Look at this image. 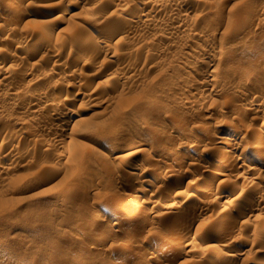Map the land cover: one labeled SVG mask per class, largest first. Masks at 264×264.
Returning a JSON list of instances; mask_svg holds the SVG:
<instances>
[{"label": "rangeland", "instance_id": "1", "mask_svg": "<svg viewBox=\"0 0 264 264\" xmlns=\"http://www.w3.org/2000/svg\"><path fill=\"white\" fill-rule=\"evenodd\" d=\"M263 110L264 0H0V264H264Z\"/></svg>", "mask_w": 264, "mask_h": 264}, {"label": "bare ground", "instance_id": "2", "mask_svg": "<svg viewBox=\"0 0 264 264\" xmlns=\"http://www.w3.org/2000/svg\"><path fill=\"white\" fill-rule=\"evenodd\" d=\"M68 2H69V1H68ZM69 3H70V2H69ZM67 4H68V3H67ZM70 4H71V3H70ZM68 8H69V7H68ZM65 13H66V12H65ZM7 15H8V14H7ZM7 15H6V16H7ZM9 16H10V15H9ZM4 17H5V16H4ZM13 17H14V16H13ZM7 18H8V16H7ZM16 18H17V17L15 16V18H13V19H16ZM131 18H132V17H131ZM11 19H12V18H11ZM13 19H12V20H13ZM17 19H20V18H17ZM17 19L14 20V21L17 22V21H18ZM9 20H10V19H9ZM146 20H147V19H146ZM146 20H145V21H146ZM88 33H89V32H88ZM88 33H87V34H88ZM87 34H86V35H87ZM89 34L94 38V39L90 40L91 42H92L93 40H94V41H98V42H100V41H106V39H107V34H106V32H99V31L95 32V31H94V33L92 32V33H89ZM84 35H85V34H84ZM90 35H89V36H90ZM213 35H214V33L212 34V36H213ZM82 36H83V34H82ZM89 36H88V37H89ZM91 36H90V37H91ZM83 37H85L83 43H85V41L87 42V39H88L87 36H83ZM83 37H82V39H83ZM80 39H81V38H80ZM88 40H89V39H88ZM80 41H81V40H80ZM88 42H89V41H88ZM95 43H97V42H95ZM33 47H34V46H33ZM106 49H107V48H106ZM25 51H27V50H25ZM208 81H209V80H208ZM208 89H209L208 87H206V88H202L201 91H203V92H207V91H209ZM205 95H206V94H205ZM208 95H209V93H208ZM202 96H203V95H202ZM206 96H207V95H206ZM255 99H256V98H255ZM257 99H258V98H257ZM256 101H257V100H255V101H251V102H252V105H253V103H254V104H257ZM258 104H260V101H259ZM262 104H263V102H262ZM260 109H261V108H260ZM253 111H254V110H253ZM263 111H264V110H263ZM251 112H252V111H251ZM210 121H211V120H210ZM217 122H218V120H217ZM223 122H224V121H223ZM216 124H217V123H216ZM221 124H222V123H221ZM221 124H219V125H221ZM217 125H218V124H217ZM210 129H211V128H209V129H207V130H204L202 136H203V137H207V136H209V135L212 136V132H214V131H211L212 129H211V130H210ZM214 130H215V129H214ZM161 131H162V130H161ZM215 134H216V133H215ZM213 136H214V135H213ZM224 137H225V136H224ZM233 137H234V136H233ZM207 138H208V137H207ZM209 138H210V136H209ZM158 139H159V138L157 137V140H158ZM160 139H161V138H160ZM204 139H205V138H204ZM204 139H203V140H204ZM224 139H225V138H224ZM229 139H230V138H229ZM229 139H228V140H229ZM210 140H211V139H210ZM228 140H227V141H228ZM148 141L150 142L151 140H148ZM155 141H156V140H155ZM160 141H161V140H160ZM165 141H166V140H165ZM205 141H207V140H205ZM218 141L221 142V140H218ZM229 141H230V140H229ZM232 141H233V139H232ZM137 142L141 144V143L146 142V141H145L143 138H138ZM167 142H168V141H167ZM167 142H164V143H159V142L156 143V142H155L154 144H155L156 147H158V148L161 149L162 151H163V150L168 151V149L170 150V148H171V150H172L173 148H175L171 143H167ZM212 142H213V141H212ZM220 142H219V144H220ZM222 142H223V141H222ZM225 142H226V141H225ZM236 142H237V141H236ZM147 143H148V142H147ZM150 143H152V142H150ZM196 143H197V142H196ZM216 143H217V142H216ZM230 143H231V141H230ZM133 144L135 145V144H137V143H133ZM133 144H132V145H133ZM152 144H153V143H152ZM152 144H151V145H152ZM154 144H153V145H154ZM173 144H174V143H173ZM226 144H227V143H226ZM228 144H229V143H228ZM153 145H152V146H153ZM195 145H196V144H195ZM215 145H216V144H215ZM190 146H192V145H190ZM223 146H224V145H223ZM132 147H133V146H132ZM215 147H216V146H215ZM217 147H219V146H217ZM220 147H221V145H220ZM238 147H239V146H238ZM133 148H134V147H133ZM152 148H153V147H152ZM221 148H222V147H221ZM253 148H254V147H253ZM154 149H155V148H154ZM156 149H157V148H156ZM178 149H179V148H178ZM228 149H229V148H228ZM256 149H257V148H256ZM258 149H259V148H258ZM137 150H138V149H137ZM161 150H160V151H161ZM218 150H219V149H218ZM223 150H224V149H223ZM129 151H130V149H129ZM132 151H133V149H132ZM132 151H131V152H132ZM162 151H161V152H162ZM176 151H177V149H176ZM219 151H221V149H220ZM252 151H253V153H254V150H252ZM259 151H261V150H259ZM259 151H258V152H259ZM174 152H175V151H174ZM179 152H182V151L179 150ZM199 152H200V151H199ZM216 152H218V151L216 150ZM216 152H215V153H216ZM229 152H230V151H229ZM258 152H257V153H258ZM125 153H126V154H129V153H127V152H125ZM125 153H123V154H125ZM132 153H133V152H132ZM171 153H172V152H171ZM196 153H197V152H196ZM218 153H219V152H218ZM234 153H235V152H234ZM255 153H256V152H255ZM5 154H6V153H5ZM123 154H122V155H123ZM126 154H125V155H126ZM134 154H135V153H134ZM164 154H165V152H164ZM176 154H179L178 151L176 152ZM176 154H173V155L177 156ZM180 154H181V153H180ZM182 154H183V153H182ZM194 154H195V153H194ZM219 154H220V153H219ZM219 154H218V155H219ZM226 154H227V152H226ZM130 155H131V154H130ZM199 155H200V154H199ZM221 155H222V151H221L220 156H221ZM229 155H230V154H229ZM238 155H239V154H238ZM119 156H120V155H119ZM189 156H190V155H189ZM191 156H193V155H191ZM239 156H240V155H239ZM187 157H188V156H187ZM194 157H195V156H194ZM0 158H1V160H6V161L11 159V157H10L9 155H7V154H6V155H2V154H1ZM120 158H121V157H120ZM175 158H176V157H175ZM224 158H225V157H224ZM226 158H227V157H226ZM226 158H225V159H226ZM248 158H250V157H248ZM12 159H13V156H12ZM263 160H264V159H263ZM245 162H246V161H245ZM143 164H144V163H143ZM143 164H142V165H143ZM206 164H207V163H206ZM243 164H244V163H243ZM261 164H262V163H261ZM140 165H141V164H140ZM144 165H145V164H144ZM206 166H207V165H206ZM217 166H218V165H217ZM223 166H224V165H223ZM256 166H258V165H256ZM139 167H141V166H139ZM142 167H143V166H142ZM226 167H227V166H226ZM221 168H222V167H221ZM253 168H254V167H253ZM142 169H143V168H141V170H142ZM222 169H223V168H222ZM227 169H228V168H227ZM254 169H255V168H254ZM260 169H262V168H260ZM225 170H226V169H225ZM163 171H164V170H163ZM161 172H162V171H161ZM217 172H218V171H217ZM223 172H224V171H223ZM225 172H226V171H225ZM162 173H164V172H162ZM162 173H160V172H159V173H156V174L154 175V177L152 178V180H153L154 182L156 181V183H157L162 177H166V176H164V174H165L166 172H165L164 174H162ZM219 173H220V172H219ZM253 173H254V172H253ZM173 174H174V173H173ZM167 176H168V175H167ZM152 180H151V181H152ZM165 180H166V179H165ZM160 181H161V180H160ZM175 184H176V183H175ZM173 186H176V185H173ZM173 186H170V187H173ZM233 186H234V185H233ZM90 187H91V186H90ZM93 187H94V186H93ZM232 188H233V187H232ZM141 189H142V188H141ZM207 189H208V188H207ZM146 190H147V189H146ZM230 193H231V192H230ZM221 194H222V193H221ZM225 198H226V197H225ZM147 199H148V198H147ZM148 200H149V199H148ZM144 201H146V200H144ZM144 201H143V202H144ZM228 201H229V200H228ZM221 202H222V201H221ZM224 202H225V201H224ZM223 205H224V204H223ZM244 211H245V210H244ZM99 212H100V211H99ZM146 213H147V212H146ZM244 214H245V213H244ZM244 214H243V215H244ZM95 216H96V215H95ZM190 219H191V218H190ZM211 220H213V219H211ZM190 221H191V220H190ZM190 221H189V222H190ZM192 221H193V220H192ZM191 223H192V222H191ZM227 225H228V224H227ZM232 225H234V224H232ZM83 226H84V225H83ZM78 227H79V226H78ZM227 227H228V226H227ZM231 227H232V226H231ZM224 228H225V227H224ZM224 228H223V230H224ZM229 228H230V227H229ZM83 229H84V228H83ZM83 229H82V227H80V228H75L74 230H72V231H73V235H79V236H80V233L83 231ZM227 229H228V228H227ZM218 230H219V229H218ZM225 230H226V229H225ZM92 231H93V230H92ZM179 231H180V230H179ZM93 232H94V231H93ZM95 232H96V231H95ZM176 232L178 233V231H176ZM179 233H180V232H179ZM179 233H178V235H179ZM219 233H221V232H219ZM222 234H223V233H222ZM76 237H78V236H76ZM252 242H253V241H252ZM252 242H251V243H252ZM252 244H253V243H252ZM68 249H71V248H68ZM72 249H73V247H72ZM0 251H1V250H0ZM5 251H6V250H5ZM68 251H69V250H68ZM75 251H76V249H75ZM7 252H8V251H7ZM71 252H73V251H71ZM232 254H233V253H232ZM7 255H8V254H7ZM3 256H4V255H3ZM232 256H233V255H232ZM6 258H7V257H6ZM5 261H6V260H5ZM5 261H4V262H5ZM8 261H9V260H8ZM10 261H11V260H10ZM19 262H20V261H19ZM7 263H9V262H6V264H7Z\"/></svg>", "mask_w": 264, "mask_h": 264}]
</instances>
